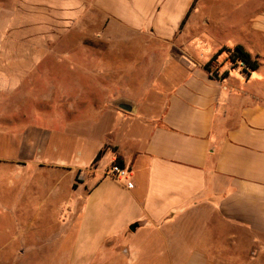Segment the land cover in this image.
<instances>
[{
    "label": "crops",
    "instance_id": "1",
    "mask_svg": "<svg viewBox=\"0 0 264 264\" xmlns=\"http://www.w3.org/2000/svg\"><path fill=\"white\" fill-rule=\"evenodd\" d=\"M221 1L30 0L27 42L24 5H16L13 32L4 23L0 34V137H23L16 150L26 146L30 156L0 161L16 166L17 215L31 212L34 232L51 231L41 246L69 245V264H93L108 250L139 264L156 249L162 260L148 264H264V1L240 17L251 0L213 15ZM92 12L95 30L78 39L94 36V48L81 47L77 61L64 53V67L80 72L75 88L34 97L36 72L53 66L46 62L52 20L75 23ZM236 44L259 62L248 75L223 50L211 59ZM218 58L217 73L206 70ZM88 68L100 78L99 95L87 94ZM108 73L113 80L102 81ZM26 99L46 109L27 115ZM104 115L122 128L103 127ZM62 116L57 124L72 138L74 160L94 139L85 167L28 160ZM116 159L127 177H108Z\"/></svg>",
    "mask_w": 264,
    "mask_h": 264
},
{
    "label": "rangeland",
    "instance_id": "2",
    "mask_svg": "<svg viewBox=\"0 0 264 264\" xmlns=\"http://www.w3.org/2000/svg\"><path fill=\"white\" fill-rule=\"evenodd\" d=\"M19 2H22L24 5L22 32L24 42H27L29 41L28 37H30L31 33V23H29L30 0H0V13L3 12L0 14V34L5 31L3 28L4 23H7L5 25V32H13L15 24L13 23L11 25L10 21H14L13 13L15 11L16 5H18ZM239 2L240 0H222L220 3L215 4L212 7L211 12L213 15H217L220 10H230L233 5ZM258 2L259 0L248 1L246 9L242 10L241 13H235V17L249 14L252 10H254ZM94 18V13L92 12L90 16L88 15L87 17L76 20L75 23H70V21L68 22V20H64L63 17H55V19L52 20L53 23L50 24L48 27L49 29L46 30V33L48 32L47 34H49V39L51 36L53 37V39L49 41V48H51L52 52H50V55L46 57V62L53 64V66L48 69L49 71L40 73L39 75H37L38 73L36 72V78L31 85L33 88L32 92L34 97L40 99L45 96H58L66 87L75 88L79 80L80 72L76 70H68L64 67V53L66 51H71L73 54H75L73 57L77 61L81 47L87 49L94 48V36L87 37L85 39H78L81 33L93 32L95 30L93 25ZM89 20L92 23H90ZM262 45V50L264 53V42ZM91 53L93 55V51ZM262 55L264 56V54ZM223 57H226L228 60L227 53H225ZM222 59L223 58H218V60L209 62L208 68L214 74L217 73ZM261 62L263 63L264 60H261ZM262 68L264 69V67ZM81 74H84V72H81ZM85 76L87 83V94L91 96L99 95L96 93L94 85L95 81L100 80V78L94 77L91 68L87 69ZM101 80L104 82H110L113 80V75L108 73V75H104ZM123 83H125V81ZM123 83H121L119 86L120 91L124 89L122 87ZM29 86L30 85L28 83H24V85H22V89L26 90L29 88ZM103 95L105 96V94ZM36 107H38L40 111L43 108L46 109V105H44L41 101L37 104L30 103L28 99L22 102V108L26 111L27 115H29L28 113L31 108L34 109ZM62 119L63 116L56 120L55 131L50 135L48 145L44 149L42 147L36 157L34 156L33 159H28L29 161L32 162L37 158L40 161L75 162L74 164H78L80 167H85L87 165V158L95 144L94 139H92V143L87 144L84 151L82 152V157L80 156L78 159L74 160L72 157V152H70L69 148V146L73 145L72 138H70L57 124L61 123ZM26 120L27 118L24 119V122L27 123ZM0 122L2 123V119H0ZM122 123L123 122L119 119L116 121L109 115H104L101 119V125L103 127L114 128L113 130L116 132L122 128ZM99 127L100 126L98 125L97 129ZM20 138L22 139L23 137L19 135L1 136L0 156L9 160H13L14 158H19L22 156L26 157V159L29 158L27 156H30V150H26V146H23V149L18 148L16 150L17 146L20 147L21 144L25 145V142L20 143ZM63 141H65L67 144H64ZM15 167L16 166L12 165L11 163H1L0 161V264H69V254L71 251L69 245L66 244L65 246L61 247H58L55 244L41 246V244L38 242V239L44 237L51 231L44 227L40 231L34 232L33 229L36 228L38 219L33 217L31 212L25 214L23 217H19V215H17L16 195L20 191V187L17 186L16 180L13 176ZM47 177L48 179H51V176ZM68 180L69 178L67 177L64 180V183H67ZM156 251L157 249L149 250L147 253L145 252L141 257L139 264H146L149 257L151 260H162ZM124 255H126V253L122 254L119 258H114L110 254V250H108L106 257H103L102 259L98 258L93 264H128Z\"/></svg>",
    "mask_w": 264,
    "mask_h": 264
},
{
    "label": "trees",
    "instance_id": "3",
    "mask_svg": "<svg viewBox=\"0 0 264 264\" xmlns=\"http://www.w3.org/2000/svg\"><path fill=\"white\" fill-rule=\"evenodd\" d=\"M222 50L227 53V58L232 63V67L238 65L239 62H242L243 66H241V70L247 75L250 74L251 71L255 70L259 65L258 60L256 58H253L240 44H236L231 48L220 49L216 54L213 55L211 59L216 58L217 55L222 52ZM207 65L208 64H205L204 66L206 70H208ZM103 151L104 149H101L97 153L96 157L93 160V163H95L100 158ZM113 163L122 165V161L120 159H116Z\"/></svg>",
    "mask_w": 264,
    "mask_h": 264
},
{
    "label": "built area",
    "instance_id": "4",
    "mask_svg": "<svg viewBox=\"0 0 264 264\" xmlns=\"http://www.w3.org/2000/svg\"><path fill=\"white\" fill-rule=\"evenodd\" d=\"M238 66L239 67L243 66V63L239 62ZM129 173H130V169L116 163L111 164V166L107 170L108 177H111L116 180L127 177Z\"/></svg>",
    "mask_w": 264,
    "mask_h": 264
},
{
    "label": "water",
    "instance_id": "5",
    "mask_svg": "<svg viewBox=\"0 0 264 264\" xmlns=\"http://www.w3.org/2000/svg\"><path fill=\"white\" fill-rule=\"evenodd\" d=\"M120 107L123 108V109H126V110H129L130 109V107H128L126 105H120Z\"/></svg>",
    "mask_w": 264,
    "mask_h": 264
}]
</instances>
